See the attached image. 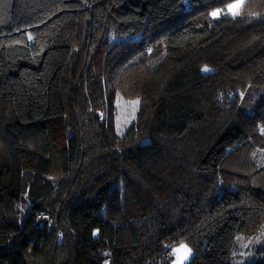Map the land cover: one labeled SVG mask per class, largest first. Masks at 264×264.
<instances>
[{
    "label": "trees",
    "instance_id": "obj_1",
    "mask_svg": "<svg viewBox=\"0 0 264 264\" xmlns=\"http://www.w3.org/2000/svg\"><path fill=\"white\" fill-rule=\"evenodd\" d=\"M233 1L0 0V264H170L182 242L240 264L264 224V0L211 15ZM117 92L141 100L122 137Z\"/></svg>",
    "mask_w": 264,
    "mask_h": 264
},
{
    "label": "rangeland",
    "instance_id": "obj_2",
    "mask_svg": "<svg viewBox=\"0 0 264 264\" xmlns=\"http://www.w3.org/2000/svg\"><path fill=\"white\" fill-rule=\"evenodd\" d=\"M235 2L236 0L233 1L232 3H235ZM111 41L112 42L116 41L114 36L111 38ZM257 99H258V95L255 92L247 91V93L242 94L241 105L244 109H246L247 112L252 113L256 106L255 102L257 101ZM113 105H114L113 106L114 128H115L116 133L122 137L129 131L132 124L136 121L140 107H141V100L139 98H130V97L125 96L123 93L117 92L115 95ZM257 128L261 136L260 137L261 142H259V144L255 146L253 160L255 161L257 167L259 169H262L264 168V124H259ZM17 208L21 212H26L29 206L27 208V205L18 204ZM181 244L186 245L187 249L190 250V252H188L187 254V259L183 260V264H186L194 256L195 251L193 247L191 246V244L187 242H184V243L182 242V243L175 245L171 249L173 253V257L170 260V264H177V254L173 251V249L179 248ZM237 245H238L237 247L238 253H237L236 261L238 263L245 264L255 259L256 256L258 255L256 251L261 250V248L264 247V224L262 226V229L258 232L256 236L241 237L238 240ZM180 255L181 256L184 255L183 251L180 253ZM108 262H109V259H106L104 261V263H108Z\"/></svg>",
    "mask_w": 264,
    "mask_h": 264
},
{
    "label": "snow or ice",
    "instance_id": "obj_3",
    "mask_svg": "<svg viewBox=\"0 0 264 264\" xmlns=\"http://www.w3.org/2000/svg\"><path fill=\"white\" fill-rule=\"evenodd\" d=\"M243 6V0H236L235 3H229L227 4L226 10L222 9H216L211 13L212 16H217L219 14H226L230 13L232 15H238L240 13V10ZM31 39V37H29ZM205 71L208 69L205 68ZM173 251L177 254V264H183V260L187 259V254L190 252L189 249H187L186 245L181 244L179 248L173 249ZM183 251L184 255L181 256L180 253Z\"/></svg>",
    "mask_w": 264,
    "mask_h": 264
},
{
    "label": "built area",
    "instance_id": "obj_4",
    "mask_svg": "<svg viewBox=\"0 0 264 264\" xmlns=\"http://www.w3.org/2000/svg\"><path fill=\"white\" fill-rule=\"evenodd\" d=\"M36 223L39 226H46V225L50 226L52 224V219H51L50 214H48L46 212H42V213L38 214L37 219H36ZM166 256L168 257L169 260H171L173 257V254L170 251H168V252H166Z\"/></svg>",
    "mask_w": 264,
    "mask_h": 264
},
{
    "label": "water",
    "instance_id": "obj_5",
    "mask_svg": "<svg viewBox=\"0 0 264 264\" xmlns=\"http://www.w3.org/2000/svg\"><path fill=\"white\" fill-rule=\"evenodd\" d=\"M255 188L264 192V173L255 180Z\"/></svg>",
    "mask_w": 264,
    "mask_h": 264
}]
</instances>
